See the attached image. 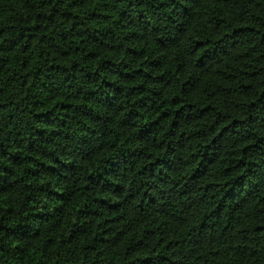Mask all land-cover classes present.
<instances>
[{
    "label": "trees",
    "instance_id": "1",
    "mask_svg": "<svg viewBox=\"0 0 264 264\" xmlns=\"http://www.w3.org/2000/svg\"><path fill=\"white\" fill-rule=\"evenodd\" d=\"M0 264H264V0H0Z\"/></svg>",
    "mask_w": 264,
    "mask_h": 264
}]
</instances>
